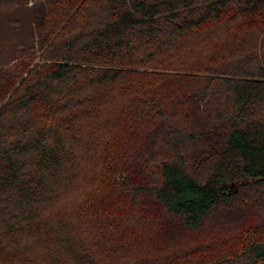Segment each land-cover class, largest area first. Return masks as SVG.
Here are the masks:
<instances>
[{
    "label": "trees",
    "instance_id": "1",
    "mask_svg": "<svg viewBox=\"0 0 264 264\" xmlns=\"http://www.w3.org/2000/svg\"><path fill=\"white\" fill-rule=\"evenodd\" d=\"M0 1V264H264V0Z\"/></svg>",
    "mask_w": 264,
    "mask_h": 264
},
{
    "label": "rangeland",
    "instance_id": "2",
    "mask_svg": "<svg viewBox=\"0 0 264 264\" xmlns=\"http://www.w3.org/2000/svg\"><path fill=\"white\" fill-rule=\"evenodd\" d=\"M19 13V7H16L14 3L0 1V41L8 42L10 46H16V48L20 47L19 41L24 40V37H29L27 30L22 28L23 26L27 28V23L15 27L12 22H9L10 19L21 17ZM18 15L19 17H17ZM1 21L6 23L1 24ZM37 61H39V58H37Z\"/></svg>",
    "mask_w": 264,
    "mask_h": 264
}]
</instances>
